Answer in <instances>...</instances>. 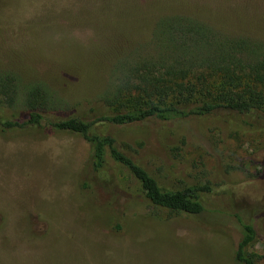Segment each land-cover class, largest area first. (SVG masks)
<instances>
[{"label":"rangeland","instance_id":"374dc122","mask_svg":"<svg viewBox=\"0 0 264 264\" xmlns=\"http://www.w3.org/2000/svg\"><path fill=\"white\" fill-rule=\"evenodd\" d=\"M177 16L264 43V0H0V75L16 76L22 88L50 87L64 104L58 114L89 104L100 116L115 114L102 103L115 69L153 53L157 23ZM26 115L22 103L0 107L3 122ZM95 129L143 145L163 186L210 183L206 212L156 210L123 174L113 182L126 210L118 231L114 215L84 192L92 147L80 134L49 126L0 132V264H237V215L256 226L251 251L264 264V121L222 116ZM175 155L187 164L174 168Z\"/></svg>","mask_w":264,"mask_h":264},{"label":"trees","instance_id":"16d2710c","mask_svg":"<svg viewBox=\"0 0 264 264\" xmlns=\"http://www.w3.org/2000/svg\"><path fill=\"white\" fill-rule=\"evenodd\" d=\"M152 44L153 53L125 60L115 69L102 97L108 108H117L111 115H98L96 104L58 114L64 104L50 87L39 83L22 88L16 76L0 75V107L22 103L27 113L25 120H0V132L28 133L49 126L80 134L92 147L84 192L114 215L118 231L126 227V210L117 203L121 199L113 182L123 174L139 182L148 205L170 216H201L206 212L204 196L213 189L210 183L186 180L179 188L163 186L144 162L143 145L135 148L115 132L99 133L96 126L122 129L146 122L167 126L222 116L247 124L264 121V43L223 36L205 23L177 16L159 20ZM54 114L59 117L52 118ZM175 156L174 168L187 164ZM236 225L237 264H259V256L251 251L257 241L256 226L238 215Z\"/></svg>","mask_w":264,"mask_h":264}]
</instances>
